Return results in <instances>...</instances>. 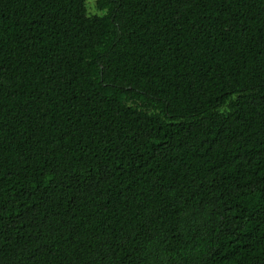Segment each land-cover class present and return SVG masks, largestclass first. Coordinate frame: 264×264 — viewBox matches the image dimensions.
I'll list each match as a JSON object with an SVG mask.
<instances>
[{
  "label": "trees",
  "instance_id": "16d2710c",
  "mask_svg": "<svg viewBox=\"0 0 264 264\" xmlns=\"http://www.w3.org/2000/svg\"><path fill=\"white\" fill-rule=\"evenodd\" d=\"M0 0V264H264V0Z\"/></svg>",
  "mask_w": 264,
  "mask_h": 264
},
{
  "label": "rangeland",
  "instance_id": "374dc122",
  "mask_svg": "<svg viewBox=\"0 0 264 264\" xmlns=\"http://www.w3.org/2000/svg\"><path fill=\"white\" fill-rule=\"evenodd\" d=\"M97 1L98 0H88L87 6H88V10L91 13H98V10H97Z\"/></svg>",
  "mask_w": 264,
  "mask_h": 264
}]
</instances>
